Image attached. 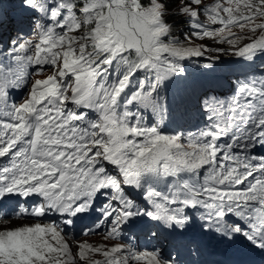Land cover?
<instances>
[{
	"label": "snow or ice",
	"instance_id": "6c2138e0",
	"mask_svg": "<svg viewBox=\"0 0 264 264\" xmlns=\"http://www.w3.org/2000/svg\"><path fill=\"white\" fill-rule=\"evenodd\" d=\"M7 22L0 220L36 222L0 225V264H184L132 243L164 233L264 254V0H20ZM206 38L228 48L193 44ZM209 52L251 70L226 92H186L192 123L168 90L189 63L212 68ZM86 219L82 235L125 243L73 247L65 237ZM189 243L202 256V241Z\"/></svg>",
	"mask_w": 264,
	"mask_h": 264
},
{
	"label": "rangeland",
	"instance_id": "374dc122",
	"mask_svg": "<svg viewBox=\"0 0 264 264\" xmlns=\"http://www.w3.org/2000/svg\"><path fill=\"white\" fill-rule=\"evenodd\" d=\"M4 3H5V5L8 4V6H6V9L4 7ZM4 3H2V2L0 3L3 6L5 19H6V22L4 23L5 25H3V28L7 29V31H8L7 36L11 37V36L15 35V31H13L14 28L7 21L9 19V16L12 15L11 11L16 9V7H18V6L20 7V0H4ZM3 28L0 29V40L5 38L3 35V32H4ZM187 30H188V26H187V29L180 28V31H178L176 28H174L175 34L182 41L184 39L183 33L186 32ZM233 31L240 33L239 29H233ZM244 31L246 32V30H244ZM240 34L243 35L244 33H240ZM193 44L195 46L204 45V46L210 47V48H225V49L228 48V45H226V44H218L215 40H210L207 38L204 40L193 39ZM230 56L231 55H226V54H222V53H218V52L207 53V57L210 60H213L216 62L213 64V67L210 69L209 68H198L195 65L189 63L188 64L187 77L185 78V81H184V82L188 83V85H189V88H190L189 93L195 92L196 89L202 90L205 82H207L208 86H210V87L212 86L213 83L220 82V80H221V82H220L221 84L228 85L229 82H231V80L234 79L232 74H235V72H237L238 70H241L240 66L248 67V65L244 61L240 60L239 58H236V59L229 58ZM206 62H208V60H206L204 58L200 59L201 64L206 63ZM258 63H259V60H258ZM48 74H50V73H48ZM192 78L198 80L201 84L194 82L192 80ZM198 87H200V88L198 89ZM171 88H177V87H176V85H174ZM194 98L195 97L193 96V97H191V99H186L185 105H188V106L193 105L194 104L193 103ZM190 113L194 114V111L190 110ZM79 237H80L79 239L83 240V241H81V243L87 242L89 244H93V245H97V246L100 245V243L101 244L108 243V242H103V241L99 240L98 238L84 237L82 239L81 236H79ZM98 242H100V243L98 244ZM72 245L75 246L76 244H72Z\"/></svg>",
	"mask_w": 264,
	"mask_h": 264
},
{
	"label": "bare ground",
	"instance_id": "6f19581e",
	"mask_svg": "<svg viewBox=\"0 0 264 264\" xmlns=\"http://www.w3.org/2000/svg\"><path fill=\"white\" fill-rule=\"evenodd\" d=\"M5 25V24H4ZM7 28V27H6ZM229 58H234V59H236L237 57H234V56H230ZM244 68H246V66H240V69H244ZM203 86V85H202ZM213 86H214V83L212 84V86L210 87V86H208V83L207 82H205V84H204V87L206 88V89H210V88H213ZM217 87H222V85H217ZM200 87H198V89H199ZM197 90V89H196ZM82 237V239L84 238L83 236H81ZM68 242H69V244L70 245H72V244H77V243H81V241H83V240H81V239H79V240H76V241H74L73 243L69 240V239H66ZM100 242H98V244H99ZM111 242H108V243H106V244H110ZM101 244V243H100ZM73 247H75L74 245H73Z\"/></svg>",
	"mask_w": 264,
	"mask_h": 264
},
{
	"label": "trees",
	"instance_id": "16d2710c",
	"mask_svg": "<svg viewBox=\"0 0 264 264\" xmlns=\"http://www.w3.org/2000/svg\"><path fill=\"white\" fill-rule=\"evenodd\" d=\"M181 20H182V17L177 16V17H175L174 19L169 20L168 22H169L170 24H174V25H175V28H176L178 31H180V28H185V29H187V24L183 23Z\"/></svg>",
	"mask_w": 264,
	"mask_h": 264
}]
</instances>
